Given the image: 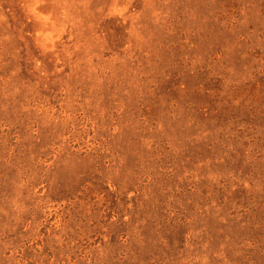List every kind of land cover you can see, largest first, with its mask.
Listing matches in <instances>:
<instances>
[{
	"label": "rangeland",
	"instance_id": "rangeland-1",
	"mask_svg": "<svg viewBox=\"0 0 264 264\" xmlns=\"http://www.w3.org/2000/svg\"><path fill=\"white\" fill-rule=\"evenodd\" d=\"M0 264H264V0H0Z\"/></svg>",
	"mask_w": 264,
	"mask_h": 264
}]
</instances>
